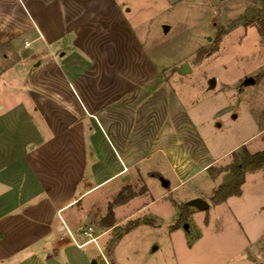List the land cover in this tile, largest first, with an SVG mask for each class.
<instances>
[{
  "label": "crops",
  "instance_id": "1",
  "mask_svg": "<svg viewBox=\"0 0 264 264\" xmlns=\"http://www.w3.org/2000/svg\"><path fill=\"white\" fill-rule=\"evenodd\" d=\"M128 2L0 0V264H110L103 234L73 241L89 196L152 171L173 192L221 159Z\"/></svg>",
  "mask_w": 264,
  "mask_h": 264
},
{
  "label": "rangeland",
  "instance_id": "2",
  "mask_svg": "<svg viewBox=\"0 0 264 264\" xmlns=\"http://www.w3.org/2000/svg\"><path fill=\"white\" fill-rule=\"evenodd\" d=\"M128 1L131 22L165 73L175 75L179 97L221 159L173 192L155 171L143 173L145 180L109 184L105 193L88 197L97 205L88 225L96 236L103 234L110 264H264V166L247 171L241 194L219 204L215 198L234 179L231 166L244 147L264 150V34L258 24H245L264 0ZM185 63L191 70L182 73ZM121 192L122 200L136 196L121 203ZM192 196L206 199L210 208L193 207L173 229ZM106 218L114 225L103 224Z\"/></svg>",
  "mask_w": 264,
  "mask_h": 264
},
{
  "label": "trees",
  "instance_id": "3",
  "mask_svg": "<svg viewBox=\"0 0 264 264\" xmlns=\"http://www.w3.org/2000/svg\"><path fill=\"white\" fill-rule=\"evenodd\" d=\"M245 18L248 20V21L246 20L247 22L245 24L248 25L253 22L258 24L260 33L262 35L264 34V4L262 5V7L257 9L256 14L252 16H245ZM236 157L238 158V162L234 163L231 166L232 172L234 174V177H233L234 179L232 181H229L221 185V187L215 193L219 195L215 197L216 203L218 204L226 201L230 196L239 195L242 193V187L246 181L247 171L257 170L261 168L262 166H264V150L251 153L244 147V150L240 151L236 155ZM211 169L212 167L209 168V170ZM154 175L160 176L159 173H154ZM127 188L130 189L131 186L130 187L127 186ZM122 194L123 192L119 194V196L121 197V199L119 198V200L123 201L121 203H124L128 199L132 198L133 196H136V194H132L131 196L127 197L125 200H122V196H123ZM192 208L193 207L189 206L187 202L183 204L178 222L175 225H173V229H178L180 227V223L184 222L188 218L190 210ZM112 215L113 213L111 212V216ZM103 224H107L108 227L113 226L114 220L107 221V218H106L105 220H103ZM128 230H130V227L128 228Z\"/></svg>",
  "mask_w": 264,
  "mask_h": 264
},
{
  "label": "water",
  "instance_id": "4",
  "mask_svg": "<svg viewBox=\"0 0 264 264\" xmlns=\"http://www.w3.org/2000/svg\"><path fill=\"white\" fill-rule=\"evenodd\" d=\"M169 28H170L169 25H165V30H168ZM190 70L191 69L189 68L188 63H185L182 66V69L180 71L182 73H187ZM211 82H212V85H215L216 80L215 79H212ZM162 182H163V185L164 186H168L169 185V181L167 179L162 178ZM187 203H188L189 206L195 207V208H197L199 210H202V211H205V210H207V209L210 208V203L206 199H204L202 197L192 198ZM185 226L188 228V223H186Z\"/></svg>",
  "mask_w": 264,
  "mask_h": 264
},
{
  "label": "built area",
  "instance_id": "5",
  "mask_svg": "<svg viewBox=\"0 0 264 264\" xmlns=\"http://www.w3.org/2000/svg\"><path fill=\"white\" fill-rule=\"evenodd\" d=\"M81 234L85 239H77L73 237V241L78 246H84L88 243H96L97 242V236L94 234V228L92 226H89L87 228H82L80 230Z\"/></svg>",
  "mask_w": 264,
  "mask_h": 264
}]
</instances>
